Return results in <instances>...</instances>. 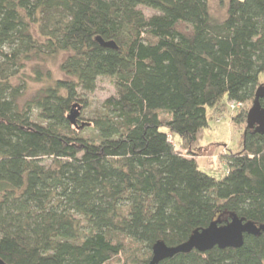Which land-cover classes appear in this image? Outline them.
<instances>
[{
  "label": "trees",
  "instance_id": "1",
  "mask_svg": "<svg viewBox=\"0 0 264 264\" xmlns=\"http://www.w3.org/2000/svg\"><path fill=\"white\" fill-rule=\"evenodd\" d=\"M218 1L222 19L207 0H0L1 260L149 264L213 221L264 224V134L245 125L221 178L196 161L207 107L264 85V0ZM61 54L65 77L20 106L24 61ZM102 77L115 96L80 118ZM158 264H264V231Z\"/></svg>",
  "mask_w": 264,
  "mask_h": 264
},
{
  "label": "rangeland",
  "instance_id": "2",
  "mask_svg": "<svg viewBox=\"0 0 264 264\" xmlns=\"http://www.w3.org/2000/svg\"><path fill=\"white\" fill-rule=\"evenodd\" d=\"M207 2L212 17L222 19L225 16L226 4L220 3L218 0H207ZM141 9L146 15L154 12L145 7H141ZM63 58L64 55L61 54L52 59L24 61L23 66L19 68V73L11 78L13 86L21 90V95L17 100L20 106L26 100L32 99L47 85L53 84L54 80L65 77L60 70V63ZM260 79H264V73L261 74ZM113 96H115V88L112 81L106 77L99 78L95 90L83 95L86 108L76 107L75 110L79 113L77 116L89 119L90 115L100 108L105 99ZM250 106L251 102L245 103L244 108L247 107L248 110ZM235 111L237 110L231 111L229 109L226 98L218 106L207 107L206 109L208 125L202 131L199 142L200 148L196 149V158H199L201 168L216 178H221L226 172V166L220 159L222 152H235L241 147V134L246 124L245 122L243 124L232 122L231 115ZM163 130L166 131V129ZM172 138L175 139V137ZM176 146L178 151L185 154V149H182L178 144ZM123 259L125 258L120 259L119 264H126L123 263Z\"/></svg>",
  "mask_w": 264,
  "mask_h": 264
},
{
  "label": "water",
  "instance_id": "3",
  "mask_svg": "<svg viewBox=\"0 0 264 264\" xmlns=\"http://www.w3.org/2000/svg\"><path fill=\"white\" fill-rule=\"evenodd\" d=\"M96 41L104 47L115 48L112 41H104L97 37ZM264 96V85L260 84L251 102L250 108L246 114V127L253 132L264 134V107L261 106L259 99ZM264 231V224L257 226L251 221L231 216L230 220L225 224H219L213 221L207 228L194 233L183 243L176 246H167L163 242L155 243L152 250V259L149 264H158L165 258H169L177 253L189 252L192 249L205 251L213 246L224 247H240L243 242V235L259 234ZM0 264H6L0 259Z\"/></svg>",
  "mask_w": 264,
  "mask_h": 264
},
{
  "label": "built area",
  "instance_id": "4",
  "mask_svg": "<svg viewBox=\"0 0 264 264\" xmlns=\"http://www.w3.org/2000/svg\"><path fill=\"white\" fill-rule=\"evenodd\" d=\"M228 107L231 111L244 108L243 103L236 101L228 102Z\"/></svg>",
  "mask_w": 264,
  "mask_h": 264
},
{
  "label": "crops",
  "instance_id": "5",
  "mask_svg": "<svg viewBox=\"0 0 264 264\" xmlns=\"http://www.w3.org/2000/svg\"><path fill=\"white\" fill-rule=\"evenodd\" d=\"M196 161H197L198 165H199L200 167H202V166H201V163L199 162V158H196Z\"/></svg>",
  "mask_w": 264,
  "mask_h": 264
}]
</instances>
